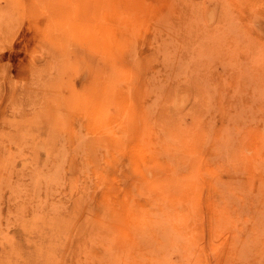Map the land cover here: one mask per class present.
<instances>
[{
  "label": "rangeland",
  "instance_id": "374dc122",
  "mask_svg": "<svg viewBox=\"0 0 264 264\" xmlns=\"http://www.w3.org/2000/svg\"><path fill=\"white\" fill-rule=\"evenodd\" d=\"M0 264H264V0H0Z\"/></svg>",
  "mask_w": 264,
  "mask_h": 264
}]
</instances>
